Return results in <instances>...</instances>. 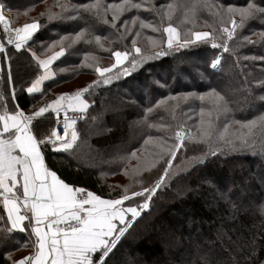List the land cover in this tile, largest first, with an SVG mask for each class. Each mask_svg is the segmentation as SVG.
Returning <instances> with one entry per match:
<instances>
[{
  "label": "trees",
  "instance_id": "obj_1",
  "mask_svg": "<svg viewBox=\"0 0 264 264\" xmlns=\"http://www.w3.org/2000/svg\"><path fill=\"white\" fill-rule=\"evenodd\" d=\"M46 2L101 6L100 16L95 9H81L79 15L70 11L61 16L72 18L58 17L48 22L42 16L37 20L39 29L25 47L30 51L43 41L83 34L72 48L65 45L66 54L53 65L57 76L45 83L46 89L69 82L73 76H85V58L90 55L107 58L103 67L110 68L114 51L128 50L129 60L136 55L133 41L141 49L142 59L166 49L163 29L169 25L176 28L181 42L195 31H208L217 44L223 45L226 38L222 28L235 18L240 24L241 10L250 3L264 8V0H0L12 15ZM133 4L141 7L133 8ZM108 5L113 7L105 14ZM114 12L118 14L115 28L104 23L111 22ZM105 45L108 52L104 51ZM227 47L218 70H212L210 64L222 46L213 48L210 43L201 42L146 60L128 77L117 79V69L121 67L117 66L105 74L110 84L98 77L84 93L89 107L85 119L73 127L77 140L72 148L57 151L42 146L46 167L70 186L83 187L105 199L119 198L125 190L130 195L151 187L169 159L161 145H171L176 129L191 131L186 147L177 151L172 161L165 186L121 240L109 258L110 264H196L197 260L203 264L205 256L212 264H264V137L257 134L248 147L237 151L225 148V156L206 155L209 144L199 139L201 108L205 113L213 112L205 119L212 121L216 134L224 133V125H228V137L247 131L241 123L264 115V100L259 99L264 96V14L246 18ZM25 48L17 51L10 47V52L0 55V115L2 111H14L12 101L25 113H33L43 97L44 88L38 95L26 92L38 68ZM17 58H28L33 70L23 85L15 88L13 78L11 82L7 78L6 64L13 73ZM189 58L196 64L193 74L188 70ZM58 68H64L62 73H58ZM175 70L186 76L187 84L181 82ZM228 75L233 80L224 88L222 81ZM10 84L15 100H11ZM213 90L228 101L229 111L218 118L207 96L204 101L198 98ZM249 105L253 106L251 111L241 112ZM50 121L46 112L33 123L40 122L39 127L45 130L44 140L53 126ZM100 122L103 128L93 129ZM129 134L131 139L127 138ZM87 154L95 157L97 163L85 157ZM198 158L204 163H197ZM231 177L246 182L240 187L241 193ZM1 199L0 264H13L33 255L35 238L29 239L30 229L20 232L11 228ZM142 201L143 197H131L125 206H137Z\"/></svg>",
  "mask_w": 264,
  "mask_h": 264
},
{
  "label": "snow or ice",
  "instance_id": "obj_2",
  "mask_svg": "<svg viewBox=\"0 0 264 264\" xmlns=\"http://www.w3.org/2000/svg\"><path fill=\"white\" fill-rule=\"evenodd\" d=\"M112 7V5H108L104 8V13L106 14ZM131 7L139 8L141 5L133 4ZM61 8L62 11H68L70 8L77 15L81 9L88 12L95 9L97 16H100L101 6L99 4L61 5ZM123 10L121 8V11ZM256 13L264 14V8L255 3H250L247 9L241 10V23L237 25L235 20H231L232 27L225 26L222 29L226 33L227 39L231 40L237 28L243 26L244 20ZM117 19L118 14L114 12L111 22L104 20V23H110L115 28ZM10 24L11 22L3 14V9L0 8V26L6 34L10 31L15 33V39L9 36V43H14L17 51L27 45L39 28L36 22L25 23L23 27L19 28H10ZM163 31L167 33V48H161L152 56L142 59L140 57L141 49L135 47V41H133V47L136 55H132L130 60L131 53L128 50L114 51L115 63L110 68L98 67L95 70L100 77L104 78L103 83L106 85L111 83L110 78L105 74L110 73L118 65L121 67L117 69L119 73L117 79L120 76L128 77L146 60L166 55L169 51L186 48L196 42L210 43L213 48L223 46L224 51H228L226 42L223 45L217 44L215 38L210 37L208 31H195L191 36L184 38L182 42L176 28L171 25L165 27ZM81 38L82 33H78L74 38L62 37L61 40L68 39L69 46H71ZM96 39L99 41L100 37L97 36ZM4 51L3 45H0V53H4ZM64 54L63 47L48 59H39L35 53H32L39 68L44 70H48L52 62ZM7 58L5 56V59ZM126 61L127 64H125ZM220 64L221 60L217 56L211 61L210 67L215 70ZM11 79V75H9L10 82ZM45 79H47V75L37 79L27 88V93L33 94L40 81ZM87 91L88 89H83L68 98L69 107L78 108L81 113H85L89 104L81 96L82 92ZM206 96L213 105V111L217 118L229 111L228 101L215 90L211 94L199 95L198 98L204 101ZM15 99L16 93L13 89L11 100ZM65 99L66 97L60 96L50 104L40 107L30 116H24L20 111H13L12 114L5 112L0 115V126H2L0 127V195L4 197V209L12 228L20 232L30 229L29 239L35 238L32 241V246L36 249L33 255L25 257L19 262L14 261L13 264H110L109 258L115 254L114 250L118 248L121 240L127 237L129 230L141 218L142 211L149 208L150 201L157 191L165 186L169 168L177 151L186 147L184 131H175L174 137L171 138V145L169 146L166 142L161 145V151L169 157L166 161L168 167L163 168V173L151 187H145L142 191H133L129 195L125 190L119 198L105 199L83 187L70 186L55 171L45 167L42 146L47 147L50 141L57 151L71 149L77 140V131L73 128L70 140H62L54 130L48 136V140H44L43 132L45 130L39 127L40 122L33 124L34 118L43 116L49 110L59 115L63 108L62 101ZM259 99L264 100V96ZM212 114V111L205 113L201 108L199 139L209 144V151L206 155L225 156L227 155V152L223 150L225 148L237 151L248 147L252 143L251 138L257 134L264 137V115L241 123V128L247 129V131H241L228 137L226 135L227 124L224 125V133L216 134L212 121L205 119V116L211 117ZM233 123L240 122L233 121ZM33 131L36 132L35 136ZM68 131L69 125L65 124L64 133L67 134ZM213 140L216 141L215 145H213ZM196 162L204 163V160L198 158ZM131 197H143V201L137 206H125V201L130 200ZM25 220L28 221L27 224H24ZM196 264H201V261L197 260ZM203 264H212V261L205 256Z\"/></svg>",
  "mask_w": 264,
  "mask_h": 264
},
{
  "label": "rangeland",
  "instance_id": "obj_3",
  "mask_svg": "<svg viewBox=\"0 0 264 264\" xmlns=\"http://www.w3.org/2000/svg\"><path fill=\"white\" fill-rule=\"evenodd\" d=\"M29 1H33V0H29ZM61 5H68V4H66V3H59L58 5H55V4L51 3V2H46V3H43V4L39 5V6H37V7L28 8L24 13H21V14H17L16 13L14 15H12V13L10 12V10H8L7 8H5L3 6V4H1V3H0V8L3 9V14H4L5 18L8 19L11 22L10 28H19V27H23V25L25 23L36 22L38 24L37 20H39V18L42 17V16H46L47 21L50 22V21H52L55 18L61 17L64 12L69 13L71 11L70 8H69L68 11H62ZM235 21L237 22V25H238L239 24L238 20L236 19ZM16 22H18V24H13V23H16ZM227 27H229V28L232 27L231 21L229 22V24H228ZM222 33H223V31H222ZM165 34H166V38H167V33H165ZM223 35L226 38L225 42L227 44L230 40L227 39L226 33H223ZM9 36H11L13 39H15V33L14 32L10 31L9 33L6 34V33H4L2 26H0V45H3V47L5 49V51L3 53L4 55L7 53V50H8V52H10V47H15L14 43H9ZM82 36H83V34H82ZM74 37H70V38H74ZM77 42L72 43L71 46H69L68 39H64V40H60L59 39V41H43V42H40V44H37L36 47H34L33 49L30 48L33 51L32 50L31 51H27L26 48H25L26 46L24 47L25 48V51L28 53V55L31 56L34 65L36 66V68H38V71L35 70V72H36L35 75L36 76L32 80V82L30 83V85H32L33 83H35L36 80L39 79L41 76L47 75V79L40 81V84L38 85L39 88H40L39 89V92L38 93H34V95L41 94L42 91H43V88H44L45 83L51 81L52 79H54L57 76V72H56L57 69L55 67H53V65L62 56L61 57H58L57 59H55L52 62V64L49 66V69L48 70H44V69H40L39 68L37 62L33 59L32 53H35L36 56L39 59H48V58L54 56L57 52H59L62 47L64 48V52L66 54V51H67L66 46H67L68 49L70 47L72 48L73 45H75ZM104 51L105 52H108L109 51L107 49L106 45H105ZM223 54H224V48L222 46L220 52L217 54V56L220 58V60H221V57H222ZM0 55H1V53H0ZM113 60H114L113 63H115L114 57H113ZM187 61H190V63H191L188 66V70H189L190 74H193L195 70L192 67H193V65L194 66L196 65L195 64V61H194L193 58H189V59H187ZM30 63H32V61L30 62L28 58H22V59L21 58L20 59L17 58L15 60L14 65H13V73H11L9 71V64H6V68L8 70L7 78L9 80V75H11V78H13V80H14V86H15V88H17V86H19V85H23L22 82L25 81L32 74L31 72L28 73V70L30 68L33 70V68H32V66H31ZM98 63H100V65L96 66ZM106 63H108L107 58H97V57H95L93 55H90L89 57L85 58L84 67H85V72H86L85 74L86 75L85 76H83V75L73 76L71 81L65 82V83H63V84H61V85H59L57 87H53L51 85H49L47 87V89L45 87L44 88V93H43L42 99L37 101V103L40 104V105H37L36 106V110H38L40 107H42V106H44L46 104H50L56 98H58L60 96H64V97H66V99L64 101H62L63 108L61 110H63V111H79L78 108L69 107V99L68 98L73 97L75 95V93L78 92V91H82L83 89H87L88 86L91 83H93L94 81L96 82L100 78H102V77H100L96 73L95 70L98 67H101L102 68L103 65H105ZM219 67H220V65H218L217 69H215V70H218ZM24 68H26L27 70H25ZM62 70H64V68L63 69L58 68V73H62ZM20 72H23V73L22 74H19ZM24 72H25V74H24ZM174 72H177L176 73V76L178 78H180V80H181V82H183V84H187L188 83V81H186V76L183 73H181V72H179L177 70H175ZM98 77H100V78L98 79ZM200 78H201V76H200ZM202 80H205V79L203 78ZM230 80H233V76H229L228 75L222 81V83H223L222 85H223L224 88H227L225 86H228L229 85V83H230L229 81ZM45 89H46V91H45ZM84 93H86V92H82V96H81V98L83 100H85L84 99ZM104 100L107 103V99H104ZM42 101H43V103H42ZM110 106H111V104H110ZM252 107H253L252 105L251 106L249 105L247 108H244L243 110H241V112H243V113L249 112V111H251ZM108 112H110V110L107 111V112H104V114L105 115H108L109 114ZM47 113H48L49 118L51 119L50 122L53 123L52 120H53L54 116L57 115V114L51 112V110H49ZM25 116H29V115H25ZM103 126H104V124L102 122H100L97 125H95L93 127V129H96V128L97 129H100V128H103ZM179 130L187 131V133H185L186 134V139L184 141V143H186L188 141L187 138L189 137L191 131H189L187 128H180ZM175 131H177V129ZM175 131H174V134H175ZM131 136L132 135L129 134L127 136V138L128 139H131ZM190 138H191V135H190L189 139ZM67 140H70V133L67 135ZM80 157L81 158L82 157L84 158L83 155H80ZM85 157H89L90 160H92L94 163H97V160L91 154H87ZM167 167H168V165H167ZM230 181L232 183H234L235 188L239 191V193H241V188L240 187L243 188V183H246V182L245 181H242V182L241 181H237L233 177H231ZM131 240L132 239H130L129 241H131ZM123 253H125V251ZM123 264H132V263H129V261H124ZM133 264H134V262H133ZM137 264H140V263H137Z\"/></svg>",
  "mask_w": 264,
  "mask_h": 264
},
{
  "label": "built area",
  "instance_id": "obj_4",
  "mask_svg": "<svg viewBox=\"0 0 264 264\" xmlns=\"http://www.w3.org/2000/svg\"><path fill=\"white\" fill-rule=\"evenodd\" d=\"M84 117L85 114L81 112H61L59 113V115H55L53 118V122H54L53 131L54 130L57 131V134L61 137V139L65 140L67 137L66 136L67 134L64 133L65 124H68L69 127H71L73 125V121H75L76 123L78 121L83 120ZM47 145L52 146L50 141L48 142Z\"/></svg>",
  "mask_w": 264,
  "mask_h": 264
},
{
  "label": "crops",
  "instance_id": "obj_5",
  "mask_svg": "<svg viewBox=\"0 0 264 264\" xmlns=\"http://www.w3.org/2000/svg\"><path fill=\"white\" fill-rule=\"evenodd\" d=\"M26 50L27 51H30L29 49H27L26 48ZM3 54V53H2ZM34 59V58H33ZM35 61H36V59H34ZM37 62V61H36ZM31 86V85H30ZM29 86V87H30ZM39 86H37V90L34 92V93H38L39 92ZM12 91H13V88H12V85L10 84V93L12 94ZM26 92H27V89H26ZM34 93L33 94H29V93H27L28 95H34ZM12 103H13V106H14V111H20V112H23V111H21L18 107H17V105L15 104V101H12ZM34 111H36V108H35V110ZM5 112H7V111H2V115L3 114H5ZM8 114H12V112H7ZM23 114H24V116L25 115H27L26 113H24L23 112ZM29 114H31L32 115V113H29ZM30 116V115H29ZM0 127H2V126H0ZM45 163V162H44ZM45 167H46V165H45ZM21 183H22V181H21ZM18 187H19V185H18ZM21 193H22V188H21ZM2 200V199H1ZM2 206H3V209H4V205H3V200H2ZM21 211L23 212V208L21 207ZM4 212H5V215H6V217H7V212H6V210L4 209ZM8 219V218H7ZM28 223V221L27 220H25L24 221V224H27ZM9 224H10V226H11V223L9 222ZM11 228H12V226H11ZM13 229V228H12ZM13 230H16V229H13ZM36 250V249H35ZM35 252V251H34ZM34 252H33V254H34ZM19 261H21V260H19ZM18 261V262H19Z\"/></svg>",
  "mask_w": 264,
  "mask_h": 264
},
{
  "label": "bare ground",
  "instance_id": "obj_6",
  "mask_svg": "<svg viewBox=\"0 0 264 264\" xmlns=\"http://www.w3.org/2000/svg\"><path fill=\"white\" fill-rule=\"evenodd\" d=\"M24 69L27 70L26 68H24ZM29 72L32 73V69H29V70H28V73H29ZM22 73H23V72H20L19 74H22ZM24 74H25V72H24ZM24 76H25V75H24ZM184 133H187V131H184Z\"/></svg>",
  "mask_w": 264,
  "mask_h": 264
}]
</instances>
